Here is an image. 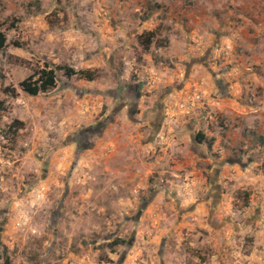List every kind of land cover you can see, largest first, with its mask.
Returning <instances> with one entry per match:
<instances>
[{"label":"rangeland","instance_id":"rangeland-1","mask_svg":"<svg viewBox=\"0 0 264 264\" xmlns=\"http://www.w3.org/2000/svg\"><path fill=\"white\" fill-rule=\"evenodd\" d=\"M152 2L0 0V264H264V150L243 148L212 87L177 108L199 73L152 77ZM42 62L93 79L58 70L24 93Z\"/></svg>","mask_w":264,"mask_h":264},{"label":"crops","instance_id":"crops-1","mask_svg":"<svg viewBox=\"0 0 264 264\" xmlns=\"http://www.w3.org/2000/svg\"><path fill=\"white\" fill-rule=\"evenodd\" d=\"M147 1H153L154 11L141 27L150 31L161 23L159 32L165 39L148 47L157 54L156 62L143 54L151 61L147 69L156 70L152 77L160 80L167 69L180 65L179 88L199 73L191 85L220 91L223 115L240 133L243 148L260 149L251 135L264 141V0ZM227 43L230 49L219 52L217 47ZM167 58L173 66L162 67Z\"/></svg>","mask_w":264,"mask_h":264},{"label":"trees","instance_id":"trees-1","mask_svg":"<svg viewBox=\"0 0 264 264\" xmlns=\"http://www.w3.org/2000/svg\"><path fill=\"white\" fill-rule=\"evenodd\" d=\"M153 37H154L153 30L146 31L144 32L142 39L139 41V44L144 49H147L150 43L152 42ZM5 41H6L5 34L1 30V23H0V49L5 46ZM13 43L17 45L16 42ZM58 70H62V74L65 77H70L75 75L78 78H82L85 80L93 79V73L89 69L74 70L70 66L52 65L48 62H42L41 66L34 67L26 77H24L18 82V87L21 91L29 95H36L39 92H44L47 89L54 86ZM251 137L253 143L259 145L260 148V149H256L255 151L264 150V141L262 140L261 136L257 134H252ZM194 140L196 142L203 141L204 140L203 134L201 132L195 133ZM111 243L112 245L120 244L123 243V240L114 239ZM4 264H8V262L5 260Z\"/></svg>","mask_w":264,"mask_h":264},{"label":"built area","instance_id":"built-area-1","mask_svg":"<svg viewBox=\"0 0 264 264\" xmlns=\"http://www.w3.org/2000/svg\"><path fill=\"white\" fill-rule=\"evenodd\" d=\"M229 49L228 44H222L218 47L219 52H223ZM204 92L197 88H193L192 91L185 94V96L180 97L176 102V106L179 110L188 112L195 105L199 104L201 100L204 98Z\"/></svg>","mask_w":264,"mask_h":264}]
</instances>
